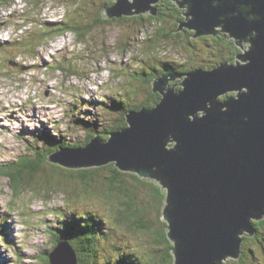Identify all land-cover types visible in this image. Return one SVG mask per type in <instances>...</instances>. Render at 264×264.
Masks as SVG:
<instances>
[{
	"label": "rangeland",
	"instance_id": "374dc122",
	"mask_svg": "<svg viewBox=\"0 0 264 264\" xmlns=\"http://www.w3.org/2000/svg\"><path fill=\"white\" fill-rule=\"evenodd\" d=\"M42 1L38 5L37 0L27 3L14 0L7 7H0V164L24 158L28 164L41 165L44 180L48 172L51 174V164H56L46 157L50 145L85 142L90 134L99 132L89 129L94 128V123H99L101 135L107 136L111 128L118 126V112L138 104L127 96L128 90L135 92L136 102L145 97L141 79L144 74L151 75V68L157 74L183 64V69L193 71L198 67H216L228 58L226 42L232 38L225 32L219 34L223 42H216L217 36L211 37L214 34L198 35L202 39L194 42H187L185 37L178 41L162 40L157 28L161 24L158 16L162 19L168 16L164 7H156L155 16L144 14L143 22L103 19V23L96 24L95 20L101 18V7L111 0ZM60 21H68L70 26L81 30L42 39L44 30ZM220 30L216 27L214 31ZM186 51L199 55L198 60L194 59L195 65H190V52ZM117 95L123 103L113 111ZM126 101L128 106H124ZM101 104L110 112L103 113ZM105 175L108 172L98 171L97 178L102 180ZM53 176L55 183L50 186L42 185L44 182L37 176L17 191L11 188L7 177L0 176V264H42L45 255L40 256L41 253L53 246L50 235L66 227L60 223L63 218L71 217L66 221L77 222L75 216L83 218L77 237L88 231L94 235L82 264H115L114 256L128 255L133 250L140 260L149 254L143 242L151 246L150 236L121 223L117 212L110 213L103 203V190L96 183L75 190L70 183ZM147 189L141 188V192ZM62 190L68 199L72 198L71 203ZM151 200L146 195L139 196L137 203L152 206L148 213L154 214L157 207ZM89 207L90 213L101 216V222L88 215ZM119 221L121 227L113 234L112 229ZM69 226L71 234L74 228L71 230ZM263 244L260 241L252 245L255 252L252 264H264ZM61 253L64 255V251ZM110 257L114 260L104 262Z\"/></svg>",
	"mask_w": 264,
	"mask_h": 264
},
{
	"label": "water",
	"instance_id": "95a60500",
	"mask_svg": "<svg viewBox=\"0 0 264 264\" xmlns=\"http://www.w3.org/2000/svg\"><path fill=\"white\" fill-rule=\"evenodd\" d=\"M158 1L115 0L103 17L155 16L149 4ZM183 3L191 18L184 27L195 36L225 32L241 45L235 62L193 70L177 91L166 85L182 75L157 76L151 86L161 99L153 108L129 110L126 127L104 142L95 136L47 160L68 169L114 164L158 184L173 264H218L239 259L242 237H253L252 222L264 218V0ZM49 262L78 264L66 241Z\"/></svg>",
	"mask_w": 264,
	"mask_h": 264
},
{
	"label": "trees",
	"instance_id": "16d2710c",
	"mask_svg": "<svg viewBox=\"0 0 264 264\" xmlns=\"http://www.w3.org/2000/svg\"><path fill=\"white\" fill-rule=\"evenodd\" d=\"M14 0H0V7H7L8 5L11 4V2ZM27 3L28 0H25ZM38 5L43 3L42 0H37ZM115 3V0L106 1V3L103 5L104 7H101L99 15L101 18H98L95 20V23H103V19H106L103 17V8L105 9L107 6L112 5ZM183 0H162L160 3L155 4V8L158 7H164V13H168L167 18L165 19L160 18L161 24L159 25V28L157 30L159 31V36L162 40L174 38L178 41L181 40L183 37H185V40L187 42H194L197 41V39H202L199 38L198 36H195V32L189 30L188 28L184 27L185 23H187L191 18H187L188 16V7L186 8L183 6ZM158 5V6H157ZM184 7V8H183ZM183 9V11L181 10ZM172 15H169L171 14ZM150 14L149 16H151ZM143 13L134 15L133 17H121L120 19L118 18H107V22H114V21H120V20H129V19H134L136 22H143L145 19ZM183 17V19L181 18ZM148 18V17H147ZM151 19V18H148ZM81 30L79 27H73L70 26V22L68 21H60L57 24H54L53 27L50 30H44L45 34L43 35L42 39H45L47 35H50L51 39H54L58 36L64 35L68 32H78ZM187 36H184L186 35ZM217 36V37H216ZM211 37H216L218 39H215L216 42H223L220 39L223 37H220L219 35L214 34V36ZM195 38V39H194ZM152 40V38H149ZM152 42V41H151ZM227 48L229 49L227 51L228 54V61L235 62L236 56L240 53V49L238 48L237 43L233 39H227ZM124 50H127L125 48ZM190 52V51H186ZM230 52H233L231 54ZM197 52H190L189 54V63L190 65H195V60H198V54ZM227 60L221 61L218 63H226L228 62ZM180 67L175 69V68H170L169 70H161L158 71L157 74H154L153 69L151 68V75L144 74V76L141 79V83L144 85L146 88V91H144L145 97L142 98L140 102H136L137 97L135 92H132L128 90L127 96L132 100L133 103H138L132 107H127V109L123 112H118L119 113V120H118V126L111 128L107 131V136L106 134L101 135V127L99 123L95 125L94 123V128L91 126L89 127L88 125L86 128L89 127V129L99 131L97 133H94L93 135L90 134L85 142L79 143H71V142H66L64 144L58 145V146H53L50 145V150L49 153L47 154V158L50 154L53 152L57 151L58 149H80L85 147L90 140L98 136L101 141H106L109 138V134L113 133L115 131H118L124 127H126V121H125V113H127L129 110H139V109H151L153 108L161 99V96L158 93H154L152 90V81L154 78L157 76L161 75H170V74H176V75H182L184 76L191 70H186L183 69L182 66L183 64L179 65ZM214 68V67H212ZM171 85V84H170ZM181 89V86H180ZM129 94V95H128ZM230 96V95H228ZM228 96H224L222 98H219L220 101H225ZM119 97V95L114 97V102L116 105L113 107V111H117L119 107L122 105V101ZM134 99V100H133ZM101 102L104 103L103 100ZM80 106V105H79ZM124 106H128L127 101L125 102ZM99 108L104 112H110L109 108H107L104 104L99 105ZM122 111V110H121ZM46 143V141H45ZM45 152V154H46ZM45 159V158H43ZM26 159L23 158L22 160L16 161V163H7V164H0V176H5L9 179V184L11 188L15 191H17L19 188H22L23 186H27V183L30 182L31 180H34L37 176H39L42 181L44 182L42 185L48 184L49 186L52 183H55L54 179L55 177L53 175H56L58 178H62L64 182L70 183V188L71 189H78L79 187H85L87 188L90 185H94L96 183V187L101 188L104 193V198H103V203L104 206L107 204L109 208L110 213H115L117 212L118 214V220L121 221V223L126 224L128 227L133 228L135 231L141 230L145 233H147L150 236L151 239V246L145 243V247L148 250V255H145L143 260H140L138 257V254H134L133 250L130 254L128 255H116L115 257V264H173V257L170 252L172 248V244L167 237V233L165 228L166 222H164L161 218V214L165 205V192L162 191L161 187L158 184H154V182H149L146 179H141L138 175L133 174V173H124L118 170V168L114 164H109L100 168H88V169H68V168H63L60 165L56 164H51V169H50V175L49 172L46 174L48 175L46 179H43L41 165L36 164L35 162H30L31 164L26 163ZM69 170V171H67ZM98 171H105L108 172V175L103 176L102 180H99L97 178V173ZM128 184H131L130 186L125 183V181ZM131 178L132 180H130ZM94 184H93V183ZM39 184V183H38ZM77 187V188H76ZM148 187L147 191H142L141 188ZM53 188V187H52ZM64 192V190H62ZM146 195L148 198H151L153 200L150 201L156 209V213L149 212L148 213V208L151 210L150 206H146L143 202L141 205H139L138 202V197L139 196H144ZM64 196L66 199H68L66 192H64ZM70 203H71V199ZM68 199V201H69ZM111 201H114L115 204L111 205ZM149 205V204H148ZM87 213L91 211V207L86 209ZM102 213H104L103 208L101 209ZM151 213L153 216L149 218L148 215L151 216ZM72 216H75V213H71ZM88 215H91L93 217V220L101 222V216L97 214V212H89ZM81 216V215H80ZM71 217H66L65 219L63 218V222L60 221L61 224H64L66 227L59 230H55L53 232V235L51 237V241L53 246H56L58 243L62 242H68L72 249L75 250L76 256H77V261L78 264H82L84 260H86V252L88 249L91 247V242H90V237L94 236L92 235L91 231H88V233H84L83 236L77 237V233L81 229V223H82V216L80 219L75 216V218L78 220L76 221H66ZM82 219V220H81ZM120 221L118 224L112 229L113 234L117 233V229L121 227ZM71 222V223H70ZM160 225H159V224ZM70 224L69 228L72 230L71 234L68 231V225ZM252 225L255 230V235L253 237L249 236H244L242 237V244H241V254L239 259H227L226 261L220 262L218 264H252L255 262V252L253 249H251L252 245L255 243H260V241L264 242V218L260 221H253ZM51 233V230H50ZM91 233V234H89ZM52 234V233H51ZM144 241V240H143ZM148 241V240H146ZM264 245V244H263ZM50 248L49 250H45L43 253H41L40 256L45 255V257L42 259L41 263L42 264H50L49 262V254L54 248ZM254 256H253V254ZM159 259L157 261L156 258ZM156 259V260H155ZM111 260H114V258L110 257L104 262H110Z\"/></svg>",
	"mask_w": 264,
	"mask_h": 264
},
{
	"label": "flooded vegetation",
	"instance_id": "af4514ba",
	"mask_svg": "<svg viewBox=\"0 0 264 264\" xmlns=\"http://www.w3.org/2000/svg\"><path fill=\"white\" fill-rule=\"evenodd\" d=\"M213 67H214V66H213ZM195 69L208 70V69H212V68H211V67H209V68H201V67L199 68V67H198V68H195ZM195 69H194V70H195ZM175 75H176V74H175ZM177 76H180V75H177ZM181 81H182V78H180V79H179V78H175V80L172 81V83H171L170 86L172 87L174 84H178V85L176 86V88H175L176 90H178V89H180L179 84H180ZM227 96H228V95H227Z\"/></svg>",
	"mask_w": 264,
	"mask_h": 264
},
{
	"label": "clouds",
	"instance_id": "9594fccd",
	"mask_svg": "<svg viewBox=\"0 0 264 264\" xmlns=\"http://www.w3.org/2000/svg\"><path fill=\"white\" fill-rule=\"evenodd\" d=\"M184 79V76L182 77V80ZM181 83V82H180ZM180 86V85H179ZM176 90V89H175ZM178 90H180V89H178ZM177 91V90H176ZM125 128V127H124ZM123 129V128H122ZM59 150H61V149H58L57 151H59ZM57 151H55V152H57ZM55 152H53L52 154H54ZM51 155V154H50ZM49 162V161H48ZM255 235V234H254ZM242 251V250H241Z\"/></svg>",
	"mask_w": 264,
	"mask_h": 264
},
{
	"label": "bare ground",
	"instance_id": "6f19581e",
	"mask_svg": "<svg viewBox=\"0 0 264 264\" xmlns=\"http://www.w3.org/2000/svg\"><path fill=\"white\" fill-rule=\"evenodd\" d=\"M154 4H156V3H154ZM191 72V71H190ZM189 73V72H188ZM172 83V82H171ZM171 83H167V85H170ZM131 111H133V110H131ZM174 144V143H173ZM73 250V249H72ZM74 251V250H73ZM76 255V254H75Z\"/></svg>",
	"mask_w": 264,
	"mask_h": 264
}]
</instances>
